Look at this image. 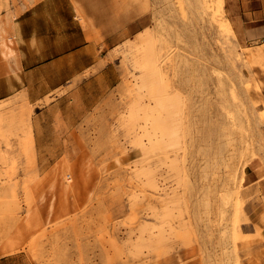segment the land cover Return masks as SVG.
Segmentation results:
<instances>
[{
  "label": "rangeland",
  "instance_id": "rangeland-1",
  "mask_svg": "<svg viewBox=\"0 0 264 264\" xmlns=\"http://www.w3.org/2000/svg\"><path fill=\"white\" fill-rule=\"evenodd\" d=\"M223 2L127 0L95 105L0 102V264H262L264 97Z\"/></svg>",
  "mask_w": 264,
  "mask_h": 264
},
{
  "label": "crops",
  "instance_id": "crops-1",
  "mask_svg": "<svg viewBox=\"0 0 264 264\" xmlns=\"http://www.w3.org/2000/svg\"><path fill=\"white\" fill-rule=\"evenodd\" d=\"M126 1L0 0V102L17 97L36 106L54 93L50 107L86 106L104 98L110 89L106 55L112 20L127 25ZM223 1L225 18L264 97V0ZM47 121L46 108L36 109L34 137L48 136ZM255 177L264 182V172ZM256 224L245 240L256 246L264 264V214Z\"/></svg>",
  "mask_w": 264,
  "mask_h": 264
},
{
  "label": "bare ground",
  "instance_id": "bare-ground-1",
  "mask_svg": "<svg viewBox=\"0 0 264 264\" xmlns=\"http://www.w3.org/2000/svg\"><path fill=\"white\" fill-rule=\"evenodd\" d=\"M212 158H214V157H212ZM214 160V159H213ZM208 196V195H207Z\"/></svg>",
  "mask_w": 264,
  "mask_h": 264
}]
</instances>
